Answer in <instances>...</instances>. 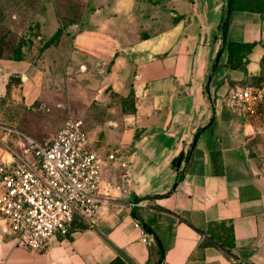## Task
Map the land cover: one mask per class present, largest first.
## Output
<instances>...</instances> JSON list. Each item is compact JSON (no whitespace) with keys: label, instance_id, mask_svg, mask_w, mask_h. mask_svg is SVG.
Instances as JSON below:
<instances>
[{"label":"crops","instance_id":"0c3cea01","mask_svg":"<svg viewBox=\"0 0 264 264\" xmlns=\"http://www.w3.org/2000/svg\"><path fill=\"white\" fill-rule=\"evenodd\" d=\"M234 1L253 6L228 18L225 40L253 45L242 69L227 66L220 24L228 0H91L40 62L0 60V94L18 77L30 107L27 92L47 81L70 102L76 55L87 75L88 59L101 65L126 53L128 83L116 88L132 103L85 130L103 162L94 217L76 219L42 252L0 224V264H264V175L249 153L259 118L220 103L232 87L264 84V0ZM120 26L134 33L116 34ZM38 75L45 80L36 87ZM142 230L152 241L141 242ZM228 236L231 249L222 245Z\"/></svg>","mask_w":264,"mask_h":264},{"label":"built area","instance_id":"2783aa9c","mask_svg":"<svg viewBox=\"0 0 264 264\" xmlns=\"http://www.w3.org/2000/svg\"><path fill=\"white\" fill-rule=\"evenodd\" d=\"M220 103L249 121L264 103V84L232 87ZM0 134V224L28 250L45 251L52 238L70 235L76 219L94 217L103 162L82 121L69 117L47 143L4 125ZM150 241L142 230L141 242Z\"/></svg>","mask_w":264,"mask_h":264},{"label":"rangeland","instance_id":"374dc122","mask_svg":"<svg viewBox=\"0 0 264 264\" xmlns=\"http://www.w3.org/2000/svg\"><path fill=\"white\" fill-rule=\"evenodd\" d=\"M90 3L91 0H0V60L26 58L40 62L45 57V49L59 37L63 28L82 16L85 6ZM113 30L122 36L134 33L133 28L126 30L121 26ZM147 30L146 33L155 31ZM123 44L131 43L126 41ZM65 47L69 52L73 46L67 43ZM79 57L73 58L72 71L67 74L72 81L70 102L60 99V92L49 88L47 81L45 90L39 92L34 88L27 92L34 101L29 107L25 104L23 87L14 83L7 92L0 94V125L13 127L40 143H47L69 117L82 121L84 129L90 132L99 126L96 122L99 116L129 110L131 95L122 86L116 88L123 84L126 87L128 83L121 76L130 70V59L126 53L101 65L88 59L90 74L87 75L79 71V63L82 62ZM46 58L53 60L51 56ZM44 80L38 75L35 86L39 87ZM61 103L64 106L61 107ZM256 117L259 118L260 130L249 145V153L264 175V103L257 108L251 120ZM8 144L12 145V142L8 140Z\"/></svg>","mask_w":264,"mask_h":264},{"label":"trees","instance_id":"16d2710c","mask_svg":"<svg viewBox=\"0 0 264 264\" xmlns=\"http://www.w3.org/2000/svg\"><path fill=\"white\" fill-rule=\"evenodd\" d=\"M245 7H253L252 5L248 4H241V3H236L234 0H228V5L226 9V17L224 20H222V23L220 24V30L222 31V38L224 39L223 44L226 45L227 48V66L232 69V70H237V69H242L246 63V58L248 53L252 50L253 45L249 44H241V43H232V42H227L225 40L226 38V33H227V26H228V18L231 14V12L235 8H245ZM78 19V18H76ZM19 84L20 79L18 77H11L9 79V82L6 85L5 92L8 91L10 86L12 84ZM197 136L195 137V140L197 139ZM194 147V144L192 145ZM180 181V178L176 179L174 187L178 184ZM229 242L222 244L224 247L226 246L227 248L231 249L232 243H231V237L228 236Z\"/></svg>","mask_w":264,"mask_h":264}]
</instances>
